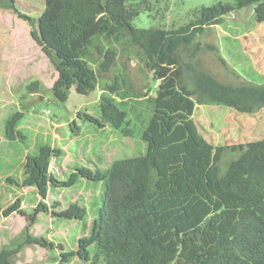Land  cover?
I'll use <instances>...</instances> for the list:
<instances>
[{
    "label": "trees",
    "instance_id": "obj_1",
    "mask_svg": "<svg viewBox=\"0 0 264 264\" xmlns=\"http://www.w3.org/2000/svg\"><path fill=\"white\" fill-rule=\"evenodd\" d=\"M262 1H218L196 9L194 19L177 28H143L134 24L141 11L135 0H45L40 20L56 25L79 57L91 58L96 47L100 71L109 72L118 51L96 40L120 36L142 49L159 82L142 133L146 152L115 160L109 173L92 264H264V138L215 146L193 117L197 102L243 113L264 108V81L225 82L194 62L197 49L180 53L237 7ZM17 2L0 0V7L18 15ZM49 55L61 68L56 52L49 49ZM38 91V80L28 85L29 93ZM108 93L101 96L102 120L133 136L127 111ZM20 115L7 120L12 140L25 138ZM226 148L239 155L222 173L218 162ZM35 241L27 235L25 243ZM23 245L0 247V264H16Z\"/></svg>",
    "mask_w": 264,
    "mask_h": 264
},
{
    "label": "rangeland",
    "instance_id": "obj_2",
    "mask_svg": "<svg viewBox=\"0 0 264 264\" xmlns=\"http://www.w3.org/2000/svg\"><path fill=\"white\" fill-rule=\"evenodd\" d=\"M135 1L141 3V11L134 24L143 28H177L192 21L196 9L203 6L218 1L236 3V0ZM45 6V0H18V15L0 7V136L7 134V120L14 113L21 114L20 131L29 135L26 143L21 142L25 141L22 137H18L19 140L0 137V191L4 192L2 197L5 196L4 208L0 210V246L16 247L24 243L15 255L16 264H92L96 257L99 211L104 206L113 156L125 158L146 152L142 133L153 116L159 82L147 66L142 49L120 36L97 38V44L118 51L111 70L101 72L99 65L103 58L99 57L96 47L92 48L91 58L83 59L65 41L56 25L40 20ZM49 49L56 52L61 68L51 61ZM193 49H197L194 62L222 81H264V1L237 7L225 15L222 24L208 27L199 34L193 44H183L180 53L187 56ZM37 80L39 91L29 93L28 85ZM117 81L119 89L111 93L105 91ZM103 93L113 96L116 104L127 111L128 127L133 136L104 126L99 117ZM193 117L201 134L215 146H232L264 138V108L243 113L225 105L197 102ZM61 122H65V128L57 127ZM37 128L51 132L50 138L58 132L62 137L67 133L80 135L71 152L73 159L79 158L73 162L74 167L78 162L79 166L83 163V157L88 158L89 140L85 134L94 136L98 131L103 133L100 140H105L112 133L115 138L114 142L111 139L112 148L123 145L116 148L114 155L101 161V183L90 181L89 184H94V193L88 199L54 203L43 195L37 201L36 197L22 196L21 188L13 196L12 189H8L11 181L19 179V184L26 181L28 158L39 155L45 138L42 131L34 135ZM45 150L46 160L42 161V167L49 170L57 152L53 153L51 147ZM238 155V151L232 152L230 148L224 150L218 162L222 173ZM63 158L58 159L59 164ZM40 164L32 166L36 168L32 178L35 180L29 183L46 179L40 175L43 170ZM60 168L55 169L57 175L62 172ZM78 185L84 187L81 181ZM27 235L38 241L25 243ZM102 263L99 260V264Z\"/></svg>",
    "mask_w": 264,
    "mask_h": 264
},
{
    "label": "crops",
    "instance_id": "obj_3",
    "mask_svg": "<svg viewBox=\"0 0 264 264\" xmlns=\"http://www.w3.org/2000/svg\"><path fill=\"white\" fill-rule=\"evenodd\" d=\"M99 117L102 120V114ZM47 121H51V120L48 119ZM102 122L104 123V126H107V129H109V126L114 128L111 124L106 123L103 120ZM64 124L65 122H61L57 124V127L65 128ZM19 125L20 124H18V129L21 130L20 129L21 127H19ZM39 130L40 129L37 128V132L34 135H39L42 131V130L41 131ZM97 130H99V127L97 128ZM42 132L44 133L45 138L43 140V143L39 147L40 148V152L38 153L39 155L36 154L35 156L29 157L30 159L28 158L30 163H29V167L28 168L26 167L28 169L27 175H26V181H24L22 184H19V179L17 180L15 179L11 181V186L8 187V189L10 190L12 189L10 194L13 196L17 195L19 189L21 188L22 196L26 195L28 197L31 196L32 198L36 197L37 201L43 197L46 198L49 202H54V203H59V202L70 203L71 201H76L77 199L81 201V198L88 199L94 193L93 192L94 184H89L91 183L90 181H94V182L99 181L97 185L101 183L100 176H99L100 174H102L101 169H100L101 164H102L101 161L104 162L106 156L110 157L111 155H114L115 153L114 151L118 149L117 147L123 145V144H120V145L115 146V149L112 148L113 144L111 143V139H113V142L115 139L112 133L109 134V137L105 140H100L103 133H100L98 131L96 132V135L94 136H89L88 134H85L88 136V140H89L88 158L83 157L82 158L83 163H81L79 166L78 165L79 162H78L76 163L74 167L72 166L73 162L78 161L79 158L77 157L76 159H73L72 158L73 154H71V152L74 150L73 145L75 143L77 144L78 140L80 139V135L74 136L73 134L70 135L69 133H67V135L65 134V136L62 137V134L58 132V133L52 134L54 135V137L50 138L51 132H48V130H44ZM24 136H25L24 138L25 141H21V140L20 141L26 143V141L29 139V135L24 134ZM5 137H2L3 140L10 139L7 136V134L5 135ZM15 140H19L18 137ZM64 140L67 141V143H64ZM46 147H51L53 150V153L57 152L54 156V158L56 157V160L54 161V164H52V166L49 167V170L48 169L44 170V168L42 167V161L45 162L46 160V156L44 155L45 154L44 152L46 151L45 150ZM55 147H57V149H54ZM62 156L65 157V159L63 158L62 164H59L58 159ZM113 157H114V162H115V160L119 158V155L113 156ZM38 162L41 163L39 167L43 169L41 170L40 175L41 177H45L46 179L40 178V179H36L38 181L34 184L29 183L35 180L32 178L36 172L35 166L37 165ZM34 164L35 166L32 167ZM55 167L56 168L61 167L60 169L62 170V172L58 174L59 176L57 175V172L55 171L56 169ZM68 171L70 173H68ZM110 171H111V168L109 170V173ZM61 179H64V180H61ZM79 181L84 183V187L82 186L79 187L78 185ZM2 195H4V192L0 191V205H2V207L0 206V210H3L4 208V197L5 196L2 197ZM5 219L8 222V216H5ZM6 233L10 234L8 232Z\"/></svg>",
    "mask_w": 264,
    "mask_h": 264
},
{
    "label": "built area",
    "instance_id": "obj_4",
    "mask_svg": "<svg viewBox=\"0 0 264 264\" xmlns=\"http://www.w3.org/2000/svg\"><path fill=\"white\" fill-rule=\"evenodd\" d=\"M75 114H77V112Z\"/></svg>",
    "mask_w": 264,
    "mask_h": 264
}]
</instances>
